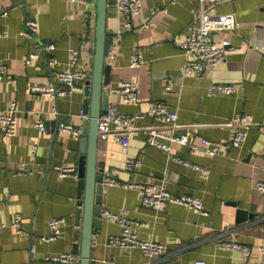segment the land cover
<instances>
[{"label":"crops","instance_id":"0c3cea01","mask_svg":"<svg viewBox=\"0 0 264 264\" xmlns=\"http://www.w3.org/2000/svg\"><path fill=\"white\" fill-rule=\"evenodd\" d=\"M141 3L143 11L132 16L127 26L115 0H107L105 61L111 65V76L104 88L119 112L142 115L135 120L127 146L111 133L98 137L96 158L103 178L119 181H103L100 206L102 210L125 208L140 238L165 243L152 264H194L197 259L206 264H259V245L264 244V191L256 187L257 180L264 181V0L206 2L210 12L233 14L234 27L219 30L213 37L228 38L236 49L199 74L183 70L186 55L175 44L197 15L199 0ZM163 5L166 10L156 11L151 25L138 27L150 6ZM94 10L95 0H0V64L6 68L0 77V112L12 99L18 107L15 132L0 131V223L4 224L0 226V264H46L45 255L64 251L75 252L79 258L75 246L81 221H75V210L80 137L57 125L65 121L81 127L83 101L88 98L86 76L78 80L81 89L57 98L32 90L31 85L53 83L74 48L78 50L75 65L91 70ZM26 18L37 21L33 35L22 32ZM34 50L41 57L25 62ZM135 50L144 62L131 66L129 56ZM51 58L55 61L49 63ZM122 79L137 83L136 100L124 101L118 92H109ZM168 79L171 88L165 89ZM212 82L233 83L235 90L211 92ZM153 99L177 111L174 125L150 113ZM238 112L251 114L244 126L246 137L241 147L228 145L220 154L190 150L152 132H185L194 142L203 136L229 142L239 126L232 120ZM38 120L43 128L36 124ZM151 137L170 143L176 155L209 167V176L204 178L197 169L171 158L150 142ZM128 156L140 158L141 163L127 169ZM22 165L26 172H19ZM57 165L74 170L60 175ZM150 180L164 182L173 194L198 196L207 214L175 202L161 208L142 205L135 183ZM56 216L64 217L62 234L42 238L50 232L48 219ZM101 217L92 235L90 264H145L149 258L138 246L108 244L109 236L118 234L121 226L113 215L102 212ZM16 218L19 227L13 224ZM225 238L249 244V255L218 247L217 241Z\"/></svg>","mask_w":264,"mask_h":264},{"label":"built area","instance_id":"2783aa9c","mask_svg":"<svg viewBox=\"0 0 264 264\" xmlns=\"http://www.w3.org/2000/svg\"><path fill=\"white\" fill-rule=\"evenodd\" d=\"M78 2H87L88 0H74ZM209 0H199V11L195 18L186 25V31L183 37L175 39V44L186 55L183 70L194 74H199L206 66H215L223 59H225L228 52L234 51L236 45L226 37L214 38L213 34L219 30L234 27V16L232 13H218L210 12L206 9V2ZM117 10L122 14L126 20V25L131 26L130 18L135 14H139L143 11L141 0H115ZM165 11L166 6H150L149 13L145 15L143 20L139 23L138 27L149 26L153 22V14L158 11ZM37 31V21L33 18H26L24 21V27L22 32L27 35H33ZM52 44H48L51 47ZM70 61L66 66L56 71V80L53 83L48 84H32L31 89L37 90L45 94H49L54 97H60L64 94L73 92L76 89L82 87L78 84L80 78H84L88 69L85 66H76L78 50L76 48L71 49ZM40 52L31 51L24 61L29 63L35 59L40 58ZM55 61V58L48 60L49 63ZM144 62L141 54L135 50L129 56V64L131 66H137ZM6 68L0 64V77L5 73ZM9 79H13L9 77ZM171 80L168 79L165 84V89L171 88ZM211 92L230 93L235 90L233 83L228 82H212L208 86ZM109 92H118L124 101H133L137 99V83L134 80L122 79L116 85L109 87ZM17 102L12 99L8 107L0 112V131L4 134H12L15 132L16 120H17ZM150 113L157 119L175 124L177 119V111L168 108L167 104L161 99H153L149 104ZM81 117L86 118L88 114L81 111ZM142 113H122L116 109L115 104L109 103L106 110L102 111L98 118L99 135L102 137L112 134L113 137L119 141L123 146H127L129 143L130 134L135 129V120L140 117ZM232 120L234 123L239 124L235 129L233 137L229 142L222 140H216L209 137H201L199 142H194L190 138L189 133H165L160 130H153L156 135L165 136L170 141H175L187 145L190 150H196L209 154H220L221 149L233 145L241 147L246 137L247 130L244 127L251 121V114L248 112L236 113ZM41 128L44 124L41 120L36 122ZM58 129L71 133L75 138L81 136V127L71 122L59 121L57 125ZM150 142L159 148L164 149L170 153L171 158L182 162L185 165L191 166L197 169L200 175L207 178L210 173V169L207 166H203L194 162H190L175 153H173V147L170 143L157 140L153 137L150 138ZM33 146L32 149H34ZM141 163L140 158L128 156L125 160V167L127 169H133ZM60 175L67 174L74 170V167L57 165ZM26 168L22 165L19 172H26ZM76 175V173H74ZM103 181L116 184L119 183L117 179L112 176H106ZM133 182H124V185H132ZM138 187L140 194V202L144 206L152 208H161L167 202H175L185 205L186 207L194 210L197 213L207 214V210L203 206L201 198L198 196L182 193L173 194L166 186L164 182L145 181L135 183ZM256 187L264 191V181L257 180ZM104 213L113 215L121 226V231L118 234L110 235L108 238V244L121 245L125 247L138 246L148 256V261L145 264H152V260L156 258L165 248V243L154 239L140 238L135 229L134 222L127 215L125 208H119L117 210L104 209ZM64 221L63 216L51 217L47 223L50 228V232L42 238L46 240L54 239L62 234L61 224ZM15 226L19 227V219L16 218L13 222ZM4 224L0 223V226ZM217 245L220 248L229 249L232 251L240 252L244 257H247L250 253V245L244 243L235 238H225L217 241ZM261 252V259L259 264H264V244L259 245ZM78 259V255L72 251H64L56 254H49L44 256L46 264H72L73 261ZM168 264V263H160ZM194 264H206L204 260L197 259ZM232 264H238L234 262Z\"/></svg>","mask_w":264,"mask_h":264},{"label":"water","instance_id":"95a60500","mask_svg":"<svg viewBox=\"0 0 264 264\" xmlns=\"http://www.w3.org/2000/svg\"><path fill=\"white\" fill-rule=\"evenodd\" d=\"M106 8L107 0H95L94 38L92 47V67L86 73L83 111L88 116L81 123L80 154L77 164V208L75 221H81L80 240L75 249L79 258L72 264H90V248L94 228L102 220L101 192L103 187V167L96 158L99 137L98 118L109 105V93L104 88L110 82L111 65L105 61L106 48Z\"/></svg>","mask_w":264,"mask_h":264}]
</instances>
